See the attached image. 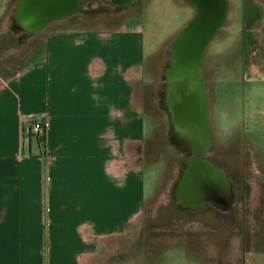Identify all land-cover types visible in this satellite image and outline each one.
<instances>
[{
    "label": "crops",
    "instance_id": "1",
    "mask_svg": "<svg viewBox=\"0 0 264 264\" xmlns=\"http://www.w3.org/2000/svg\"><path fill=\"white\" fill-rule=\"evenodd\" d=\"M243 2L264 40V0ZM143 44L123 24L51 29L28 64L0 78V264H101L133 228L146 196ZM242 77L245 107L256 89L264 97V46ZM33 118L44 120L43 141L22 134ZM249 254L243 264H264V252Z\"/></svg>",
    "mask_w": 264,
    "mask_h": 264
},
{
    "label": "rangeland",
    "instance_id": "2",
    "mask_svg": "<svg viewBox=\"0 0 264 264\" xmlns=\"http://www.w3.org/2000/svg\"><path fill=\"white\" fill-rule=\"evenodd\" d=\"M115 1L75 0L73 6L68 3L58 13L48 0L45 4L43 0H5L0 6V78L28 64L39 52L48 30L112 29L122 24L137 27L144 38L145 52L135 103L146 119L141 153L146 196L133 228L108 244L101 264H180L175 263L177 257L194 264H243L250 251L264 252V179L263 183L260 178L253 180L258 174L254 165L264 168L263 117L256 114L258 105H264V97L256 89L244 107L241 95L244 65L254 62L264 46L256 28L255 10L248 18L244 0H226L225 17L207 41L197 69L189 72V80H183L173 71L178 63L174 44L194 18V6L188 0ZM178 108L180 115L176 113ZM246 110L252 111L250 122L244 121ZM208 116L214 153L221 157L216 165L229 170L235 187L249 165L254 172L246 177L252 186L249 191L255 194L250 205L246 202L252 211L244 213L241 221L236 220L239 216H227L212 204L188 209L170 191L178 165L185 164L193 143L200 147L186 131L193 129L201 137L207 132ZM195 118L196 125L191 126ZM42 137L38 139L43 141ZM202 140L204 145L209 143L208 134ZM183 153L187 156L181 157Z\"/></svg>",
    "mask_w": 264,
    "mask_h": 264
},
{
    "label": "bare ground",
    "instance_id": "3",
    "mask_svg": "<svg viewBox=\"0 0 264 264\" xmlns=\"http://www.w3.org/2000/svg\"><path fill=\"white\" fill-rule=\"evenodd\" d=\"M191 1L197 7L198 16L184 28L185 30L183 29L182 35L174 44L178 63L173 71L176 75L185 78L189 76V72L191 74L197 69L201 46L203 42L204 44L207 43L206 41L211 38L213 30L220 23V18L223 15L222 3L224 2V0H218V2L216 0ZM47 13L50 15L51 12ZM46 20H48V16L43 21ZM172 96V102L174 103L175 94ZM176 111L178 115L181 114L179 108ZM195 121L196 118L190 125L195 126ZM226 192L224 174L221 170L207 162L201 165L198 161H192L181 182L178 197L185 207L194 208L203 205L209 200L224 204L227 201Z\"/></svg>",
    "mask_w": 264,
    "mask_h": 264
},
{
    "label": "flooded vegetation",
    "instance_id": "4",
    "mask_svg": "<svg viewBox=\"0 0 264 264\" xmlns=\"http://www.w3.org/2000/svg\"><path fill=\"white\" fill-rule=\"evenodd\" d=\"M188 1L194 6V9H195L194 17H195L197 15V13H198L196 5L191 0H188ZM127 2H129V0H118V1L116 0L115 1V3H121V4H126ZM37 21L38 20H36V22ZM34 23H35V21H34ZM47 26H48V23L42 29L45 30L47 28ZM215 30H214V32H215ZM182 32L180 33V36H181ZM214 32H213L211 38L208 40V42L214 36ZM190 82L194 83L193 81H190ZM196 92L197 91H194L193 94H195ZM167 103H168L169 106L171 105V104H169L168 100H167ZM170 113H171V117L173 118L172 112H171V106H170ZM208 118H209V116L206 117V119H208ZM173 121H175V120L173 119ZM207 121L208 120H206V130H207V132L205 134H203L201 137H199L197 135L198 132L197 131L194 132L193 129L191 130V132L186 131L188 136H190L191 139L193 141H195V143H198L200 147L197 149L196 145L193 143V147L190 149L191 153L189 154V158L187 160L185 159L186 162H185L184 165L183 164L178 165L177 170L174 172L175 173L174 174V178L170 181L171 184L169 185L170 186V191L175 195L176 201L178 203H180L182 206H185L182 202L179 201L178 192H179V188H180L181 182H182V180H183V178H184V176L186 174V171H187V169H188V167H189V165H190V163L192 161H198L199 163H201V165L203 163L207 162V163L217 167L219 170H221L223 172L224 179H225V188H226V191H227L226 192L227 193V201H225L224 204H220V203H217L215 201L209 200V201L203 203V205H201L199 207H194V208L186 207V208L191 209V210L201 209V208H205V206H207L210 203V204H212V206L214 208L220 209L221 211H224L227 216L233 215V214H234V216H239L240 218L239 219L237 218L236 220L237 221H241L242 215L244 213H248V212L252 211V209L249 206H247V205H250L251 200L254 198L255 194L254 193L252 194L249 191V189L252 186H251L250 181L246 177L249 176L250 174H253L254 172L251 170V166L249 165L247 167L246 172H245L246 175L244 173L245 179H244V176H239V179H238V184L239 185L237 187H235V180L231 176L229 170L226 167L219 168L216 165L217 161L221 157L214 153L215 149L213 148V145H212L213 143H212V140L210 138L211 137V135H210L211 133H210ZM175 122L178 125L183 126V124H181L180 121H175ZM207 134H208L209 143H206V145H204L203 142H202L203 141L202 139L204 137H206ZM200 153H205V154H204V156H202V154H200ZM180 156L184 157V156H187V155H185L183 153V154H180ZM249 163H252V162L250 161ZM253 164H254V162H253ZM254 166L257 168L256 170H257L258 174L253 176L254 177L253 180L259 181V178H260L261 183H263L264 168H261L258 164L254 165ZM171 192H169V193H171ZM246 202H248L247 205H246Z\"/></svg>",
    "mask_w": 264,
    "mask_h": 264
},
{
    "label": "water",
    "instance_id": "5",
    "mask_svg": "<svg viewBox=\"0 0 264 264\" xmlns=\"http://www.w3.org/2000/svg\"><path fill=\"white\" fill-rule=\"evenodd\" d=\"M48 1H51L53 4L52 5H54V7H51V8H53V9H55V10H58V11H60V12H58V13H62V9L64 10V7H66L67 6V4L68 3H70V6H73L74 4H75V0H48ZM217 2H218V0H216ZM45 2H46V0H43V4H45ZM66 5V6H65ZM222 6H223V15H222V18H220L221 19V21L223 20V18L225 17V14H226V0H224V2L222 3ZM220 11V10H219ZM65 14V13H64ZM41 16V15H40ZM198 16V13H197V15L193 18V19H191L190 20V22L191 21H193L196 17ZM219 16V15H218ZM217 16V17H218ZM221 21H220V23H221ZM189 22V23H190ZM189 23L186 25V27L189 25ZM219 23V24H220ZM218 24V25H219ZM185 27V28H186ZM185 30V29H184ZM215 30V29H214ZM214 30H213V32H214ZM212 32V33H213ZM183 33V32H182ZM182 35V34H181ZM207 42V41H206ZM205 46H206V43L204 44V42H203V45L201 46V54H200V57H201V55H202V53H203V50H204V48H205ZM200 57H199V59H200ZM199 59H198V61H199ZM198 64V63H197ZM197 74V73H196ZM196 74H194L193 75V77L196 75ZM190 76V75H189ZM188 76V77H189ZM181 77H183V76H181ZM188 77H183L185 80H189V79H187ZM192 77V78H193Z\"/></svg>",
    "mask_w": 264,
    "mask_h": 264
},
{
    "label": "built area",
    "instance_id": "6",
    "mask_svg": "<svg viewBox=\"0 0 264 264\" xmlns=\"http://www.w3.org/2000/svg\"><path fill=\"white\" fill-rule=\"evenodd\" d=\"M44 132V120L43 118H33L29 124L23 126L22 134L25 137H42Z\"/></svg>",
    "mask_w": 264,
    "mask_h": 264
},
{
    "label": "trees",
    "instance_id": "7",
    "mask_svg": "<svg viewBox=\"0 0 264 264\" xmlns=\"http://www.w3.org/2000/svg\"><path fill=\"white\" fill-rule=\"evenodd\" d=\"M43 138V137H42Z\"/></svg>",
    "mask_w": 264,
    "mask_h": 264
}]
</instances>
